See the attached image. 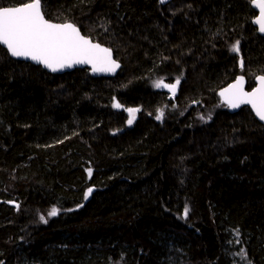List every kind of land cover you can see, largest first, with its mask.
Returning a JSON list of instances; mask_svg holds the SVG:
<instances>
[{
	"label": "trees",
	"instance_id": "1",
	"mask_svg": "<svg viewBox=\"0 0 264 264\" xmlns=\"http://www.w3.org/2000/svg\"><path fill=\"white\" fill-rule=\"evenodd\" d=\"M42 11L121 66L113 78L50 74L0 46V264H264V126L218 95L264 75L250 0H42ZM161 78L180 79L175 95L154 87ZM127 108L139 109L132 124Z\"/></svg>",
	"mask_w": 264,
	"mask_h": 264
},
{
	"label": "snow or ice",
	"instance_id": "2",
	"mask_svg": "<svg viewBox=\"0 0 264 264\" xmlns=\"http://www.w3.org/2000/svg\"><path fill=\"white\" fill-rule=\"evenodd\" d=\"M160 3H165V0H160ZM250 3L259 10V16L253 22L258 25V30L264 33V0H250ZM0 45L6 46L12 57L30 59L52 72L85 64L91 65L93 72L114 73L120 67L113 59L111 49L93 43L91 39L82 35L74 24H56L45 19L42 0H30L16 7H0ZM231 50L239 53V41ZM256 80L257 87L251 92H246L244 77H237L236 82L222 90L220 96L230 108H238L242 104L251 105L256 116L264 121V75L257 76ZM179 83V78L171 84L164 83L161 78L154 83V87L167 88L175 95ZM112 106L117 109L123 107L118 102H114ZM125 111L129 113L128 123L132 124L139 109L127 108ZM157 112L156 119L161 120L163 110L158 109ZM87 171L91 176V169ZM91 192L92 189L89 188L85 193V199ZM188 211L186 206L185 217ZM58 212L56 207H52L47 215L54 217ZM39 219L47 223L44 215H40Z\"/></svg>",
	"mask_w": 264,
	"mask_h": 264
},
{
	"label": "water",
	"instance_id": "3",
	"mask_svg": "<svg viewBox=\"0 0 264 264\" xmlns=\"http://www.w3.org/2000/svg\"><path fill=\"white\" fill-rule=\"evenodd\" d=\"M159 3H160V0H157ZM172 0H165V3H160L161 5H165V4H167V3H169V2H171ZM20 6V5H19ZM14 7H16V6H14ZM251 7L254 9V11L256 12V16H255V18L257 17V16H259V10L257 9V8H255L253 5H252V3H251ZM255 18L253 19V21L255 20ZM46 19V18H45ZM50 22H52V21H50ZM52 23H56V24H62V23H72V22H62V23H60V22H52ZM253 23V26L256 28V30H257V34L259 35V36H261V37H263L264 38V33H261L259 30H258V25L257 24H255L254 22H252ZM73 24V23H72ZM77 27V26H76ZM78 28V27H77ZM79 29V28H78ZM80 30V29H79ZM81 32V31H80ZM81 34H82V32H81ZM83 35V34H82ZM86 37V36H85ZM89 38V37H88ZM90 39V38H89ZM93 43H98V42H94V41H92ZM98 44H100V43H98ZM102 47H105V48H108V47H106V46H104V45H102V44H100ZM7 53H8V51H7V48H6V46H3V45H0ZM110 49V48H109ZM8 55H9V57L10 58H12V59H14V60H17V61H20V62H24V63H29V64H31V65H34V66H40L44 71H46L47 73H50V74H59V75H61V74H65V73H69V72H72V71H74V70H76V69H87V70H89V72L91 73V75H93L94 77H97V78H101V77H103V78H113L116 74H117V72L120 70V67L118 68V69H116V71L114 72V73H107V72H93L92 71V68H91V65H87V64H85V65H74L73 67H71V68H64V69H62V70H60V71H57V72H52L51 70H49V69H47V68H45L43 65H41V64H38V63H36V62H34V61H32V60H30V59H26V58H22V57H12L9 53H8ZM112 57H113V59L114 60H116L115 58H114V55H113V52H112ZM117 61V60H116ZM117 63H119L118 61H117ZM119 65H120V63H119ZM121 66V65H120ZM258 76H260V75H258ZM237 77H240V76H237ZM237 77H236V79H237ZM244 77V76H243ZM257 77V76H256ZM256 77L254 78V86H253V88H255V87H257V80H256ZM236 79L234 80V81H232L231 83H229L228 85H226L225 87H223V88H221L219 91H218V95H219V97L222 99V97L220 96V93H221V91L222 90H224V89H226V88H228L229 87V85H231V84H233V83H235L236 82ZM246 87H247V81H246V79H245V77H244V90L246 91V92H251L252 91V89H250V90H247L246 89ZM223 100V99H222ZM224 102V101H223ZM227 105V104H226ZM227 107H228V111L230 112V113H237L238 111H240L242 108H244V107H247L250 111H251V113H252V115L254 116V118L262 125V126H264V121H262V120H260L259 119V117H257L256 116V114H255V112L253 111V109H252V107H251V105H248V104H242V105H240V107H238V108H230L228 105H227ZM15 207H17V205L15 204L14 205Z\"/></svg>",
	"mask_w": 264,
	"mask_h": 264
},
{
	"label": "rangeland",
	"instance_id": "4",
	"mask_svg": "<svg viewBox=\"0 0 264 264\" xmlns=\"http://www.w3.org/2000/svg\"><path fill=\"white\" fill-rule=\"evenodd\" d=\"M156 89H158V90H165V89H167V88H163V87H161V88H156ZM136 115V114H135ZM88 197H89V195H88ZM88 199V198H87Z\"/></svg>",
	"mask_w": 264,
	"mask_h": 264
}]
</instances>
